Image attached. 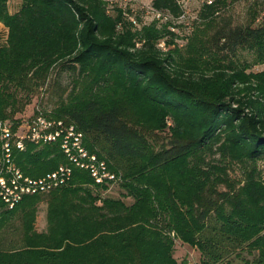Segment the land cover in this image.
<instances>
[{"label": "trees", "instance_id": "16d2710c", "mask_svg": "<svg viewBox=\"0 0 264 264\" xmlns=\"http://www.w3.org/2000/svg\"><path fill=\"white\" fill-rule=\"evenodd\" d=\"M8 1L0 0L8 29L0 119L23 107L18 91L54 69L67 73L72 86L54 117L73 123L87 149L123 172L120 195L133 202L106 197L98 204L92 179L76 169L69 184L44 194L48 231L37 234L39 195L11 210L0 200V229L16 213L23 228L22 245L0 250V264H187L173 257L172 232L200 252L199 264H264V182L255 170L264 159V70L246 73L232 61L179 67L157 47L173 35L165 25L133 30L102 0H21L14 13ZM225 3H205L199 18L212 21ZM152 5L180 13L174 0ZM219 38L220 50L247 47L264 64V27L223 30ZM156 130L170 134L158 148L148 137ZM63 163L57 145H28L17 161L31 177ZM231 163L249 165L238 186L227 176Z\"/></svg>", "mask_w": 264, "mask_h": 264}, {"label": "rangeland", "instance_id": "374dc122", "mask_svg": "<svg viewBox=\"0 0 264 264\" xmlns=\"http://www.w3.org/2000/svg\"><path fill=\"white\" fill-rule=\"evenodd\" d=\"M102 1L106 3L110 14L121 10L124 20L127 22L134 21L133 30H140L142 27L151 24H155L160 29L165 25V28L170 31L171 28H174L171 31L173 35L166 34L159 39L157 47L163 52V55L171 52L174 64L179 67L187 69L195 66L197 69L206 70L216 62L232 61L245 68L246 73L264 70V64L256 63L253 51L240 46L235 51H222L219 47L224 43V40L218 39L223 30L247 26L252 28L264 27V0H226V3L220 6L219 11L215 13L212 21L208 23L199 18L202 6L208 0H186L185 9L187 13L184 18L167 16V18L162 19H156L155 15L146 12V9H142V5L148 4L149 0H110V4L107 3L108 0ZM20 6L21 0H9L7 2L9 13L16 12ZM7 33L8 29L0 22V46L5 44ZM70 77L67 73H58L54 69L44 79L33 81L30 91H18L17 93L21 104L23 103L21 110L4 120L16 125L32 118L38 110L50 112L52 116L56 115V108L66 100L70 92L72 86ZM169 135L167 130H156L148 137L158 148L167 144ZM24 151L26 150H20V153ZM110 165L108 163L109 169L117 174L119 181L107 185H97L90 177L93 181L90 186L94 189V194L100 196L97 203L100 204L102 198L111 197L120 198L127 205L132 204V199L120 195V184L125 181L123 172L115 169L113 163ZM247 169H249L248 164L231 163L227 170V176L231 182H235L238 186L243 183L244 173ZM255 170L264 182V159L256 163ZM95 186H100V188L95 190ZM218 190L224 192L227 188L221 185ZM39 198L40 200L34 206V220L32 222L33 231L37 234L48 231V198L44 194L39 195ZM22 235L21 213H16L9 223L0 229V250L10 251L19 248L22 245ZM168 235L173 240V257L178 262L200 263L201 255L196 248L184 244L175 237L173 232L168 233ZM242 257L249 259L251 255L242 252ZM232 260L234 263L237 262L234 257Z\"/></svg>", "mask_w": 264, "mask_h": 264}, {"label": "built area", "instance_id": "2783aa9c", "mask_svg": "<svg viewBox=\"0 0 264 264\" xmlns=\"http://www.w3.org/2000/svg\"><path fill=\"white\" fill-rule=\"evenodd\" d=\"M153 1L142 5V9L155 15L156 19L174 16L169 11L156 10ZM174 1L180 8V13L175 17L184 18L187 13L186 0ZM210 2L208 0L206 3ZM134 23L131 21L132 25ZM28 145H57L66 163L40 177L26 175L17 161L20 150H27ZM76 169L87 172L97 185L119 181L117 174L109 169L107 161L86 148L83 133L64 118L38 110L32 118L16 125L0 119V200L5 208L14 209L25 197L47 194L66 186Z\"/></svg>", "mask_w": 264, "mask_h": 264}]
</instances>
